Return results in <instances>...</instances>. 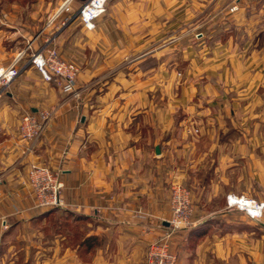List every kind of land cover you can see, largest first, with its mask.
Returning <instances> with one entry per match:
<instances>
[{"label": "crops", "instance_id": "1", "mask_svg": "<svg viewBox=\"0 0 264 264\" xmlns=\"http://www.w3.org/2000/svg\"><path fill=\"white\" fill-rule=\"evenodd\" d=\"M33 8L12 20L0 9V65L50 37L79 65L80 96L26 58L0 94V264L28 261L48 218L33 206L31 162L59 171L58 209L78 228L75 243L66 226L52 235L63 264H144L165 230L172 180L194 206L192 225L169 239L176 264H264V214L249 219L224 200L264 194L263 1L108 0L93 29L62 15L30 39ZM41 108L52 117L27 150L19 119Z\"/></svg>", "mask_w": 264, "mask_h": 264}, {"label": "built area", "instance_id": "2", "mask_svg": "<svg viewBox=\"0 0 264 264\" xmlns=\"http://www.w3.org/2000/svg\"><path fill=\"white\" fill-rule=\"evenodd\" d=\"M108 0H83L76 16L85 29L95 27V19L106 10ZM264 3V0H262ZM64 2V3H63ZM55 14L48 20L50 24L63 7L68 9L70 0H64ZM237 8L236 3L230 5L229 11ZM51 43V38L45 39L42 45L32 46V40L17 51L7 65H0V94L6 91L10 82L18 75L24 63L33 66L41 78L52 83L72 97L80 96V89L76 85V78L80 71L79 65L64 59ZM52 117V111L47 108L36 111H25L18 123V133L25 141L27 150L31 149L43 134ZM27 184L32 190L33 206L39 209L58 207L63 204L61 190L63 182L59 171L48 165L31 162L27 170ZM225 206L242 211L249 219H260L264 214V194L252 197L229 191L224 195ZM194 206L190 189L180 180H172L169 193V215L164 219L165 230L162 235L148 242L144 264H176V254L170 249V236L178 229L192 225ZM133 217L144 219L147 213L141 209L133 210Z\"/></svg>", "mask_w": 264, "mask_h": 264}, {"label": "rangeland", "instance_id": "3", "mask_svg": "<svg viewBox=\"0 0 264 264\" xmlns=\"http://www.w3.org/2000/svg\"><path fill=\"white\" fill-rule=\"evenodd\" d=\"M63 1L64 0H0V9H6V11L12 13L11 15H7L10 20H12L16 11H20V13H23L26 12L28 9L34 7V16L28 17L32 21H34V29L32 30V34L30 35V39H32L33 36L35 38V36L39 32V30H41L42 27L44 28V26L48 25V20L51 18L52 15L55 14L56 10L59 8L60 4ZM79 3V0H70L67 5L68 9H66V7H63L61 12L53 18L51 24H53L56 19H59V17H62V15H66L67 18L73 17L74 14L77 12V9L75 8L79 5ZM73 19L79 20L77 16H74ZM47 217L48 218H46V220L41 223L42 231L40 234V238H37L34 241V245L37 246V248H34V255H31L30 253L28 254V261H17L15 264H32L30 263L31 256H34V264H63V249L61 245L62 238L59 236V241L57 242L55 254L53 255L52 249H50V246L53 244L52 235L57 233L63 234L67 227V229L72 230L74 233V236L70 237L68 239V242L75 243L79 238L78 228L76 227V224H72L68 220V225L66 227H63L64 225H62L61 223L56 224L53 221V216ZM76 264H78V262Z\"/></svg>", "mask_w": 264, "mask_h": 264}, {"label": "trees", "instance_id": "4", "mask_svg": "<svg viewBox=\"0 0 264 264\" xmlns=\"http://www.w3.org/2000/svg\"><path fill=\"white\" fill-rule=\"evenodd\" d=\"M58 208H59V206L45 209V211L42 212V216H49L54 211H56V214H55L56 216L55 215L53 216V219H54L53 221L56 224H60L61 223L62 225L67 226L68 225V221L67 220L69 218V215H71V213H69L66 210L58 209ZM50 216H52V215H50Z\"/></svg>", "mask_w": 264, "mask_h": 264}, {"label": "water", "instance_id": "5", "mask_svg": "<svg viewBox=\"0 0 264 264\" xmlns=\"http://www.w3.org/2000/svg\"><path fill=\"white\" fill-rule=\"evenodd\" d=\"M74 16H76V13L74 14ZM165 224H167V223L165 222Z\"/></svg>", "mask_w": 264, "mask_h": 264}]
</instances>
